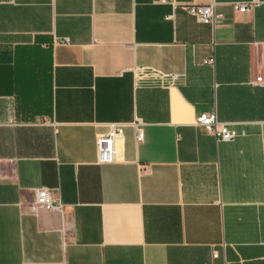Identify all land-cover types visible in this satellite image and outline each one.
I'll list each match as a JSON object with an SVG mask.
<instances>
[{
	"label": "crops",
	"instance_id": "crops-1",
	"mask_svg": "<svg viewBox=\"0 0 264 264\" xmlns=\"http://www.w3.org/2000/svg\"><path fill=\"white\" fill-rule=\"evenodd\" d=\"M235 1L0 0V264H264V0Z\"/></svg>",
	"mask_w": 264,
	"mask_h": 264
},
{
	"label": "built area",
	"instance_id": "built-area-1",
	"mask_svg": "<svg viewBox=\"0 0 264 264\" xmlns=\"http://www.w3.org/2000/svg\"><path fill=\"white\" fill-rule=\"evenodd\" d=\"M260 1H235L231 5L237 12L244 13L251 7L259 4ZM215 3L210 2L206 4H196L186 6L188 13L193 15L198 21L209 23L214 26L216 23L223 20V16L216 13L214 10ZM61 42L66 43V40ZM206 63H213V58L205 60ZM160 79L163 77L158 75ZM175 80L171 77L170 83ZM260 83H264V78L259 79ZM195 123L202 126L209 134H211L216 142L231 141L236 137V132L233 130L229 123L219 121L216 114L213 113H200L195 117ZM136 131V140L141 141L143 138V131L141 128L142 122L135 121L132 123ZM125 123L110 122L107 123V130L104 133L98 134L95 139L96 145V161L99 164H110L117 159L116 143L123 135ZM30 209L35 211L37 209H44L50 212L58 213L61 217L64 216V204L57 196L55 189L42 187L36 189L34 198L30 204Z\"/></svg>",
	"mask_w": 264,
	"mask_h": 264
}]
</instances>
